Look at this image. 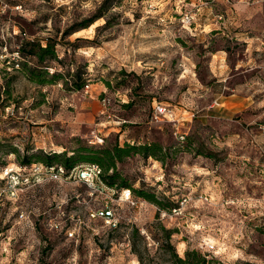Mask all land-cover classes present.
I'll use <instances>...</instances> for the list:
<instances>
[{
  "label": "rangeland",
  "instance_id": "1",
  "mask_svg": "<svg viewBox=\"0 0 264 264\" xmlns=\"http://www.w3.org/2000/svg\"><path fill=\"white\" fill-rule=\"evenodd\" d=\"M111 1L83 27L103 0H0V264H141L134 245L144 264H169L158 222L180 256L264 264V0ZM46 37L61 59L49 72L65 77L40 85L16 49ZM159 103L169 119L153 118ZM114 140L164 147V161L137 154L118 169L174 207L89 186L81 165L54 177L19 163Z\"/></svg>",
  "mask_w": 264,
  "mask_h": 264
},
{
  "label": "trees",
  "instance_id": "2",
  "mask_svg": "<svg viewBox=\"0 0 264 264\" xmlns=\"http://www.w3.org/2000/svg\"><path fill=\"white\" fill-rule=\"evenodd\" d=\"M110 5H112L111 0H103L99 7L100 11H98L93 18L85 21L82 24L83 27L93 22L95 18L103 16L104 11L108 10ZM56 44V40L51 37H46L44 42L34 38L21 40L18 42L16 49L19 58L17 61L19 68H17V70L21 71L24 77L31 82L40 85L54 83L60 79H64V74L56 69L49 72V69L53 67L54 62L61 61L56 50ZM72 77L75 80L72 88L76 90L81 89L84 82L78 80L80 79V76L74 72ZM67 82L68 80H65V83ZM15 151L16 150H13V152ZM137 154L144 158L154 157L159 161H164L166 153L164 147L158 142H124L123 144H120L118 140H114L113 142L105 143L100 146L79 144L76 148L71 150L70 154L67 150H62L60 152L38 150L37 152L31 153L26 150L22 156L19 155V163L21 165L39 163L45 167H62L66 173L71 172L77 166L82 164H97L102 169L101 180L106 186L117 190L127 188L130 192H134L135 195L155 203L160 208L170 210L175 205L173 202L164 204L154 192H150L143 187L133 188L128 179L119 171V163L124 159ZM157 225L160 231V236H155L156 243L158 244L159 249H163L167 253L169 264L212 263L208 254L195 248L186 249L184 255L180 256L176 252L171 240L174 230L172 228H166L160 222H158ZM114 226H116V223H114ZM134 232L138 233L139 231L137 228H134ZM133 250L137 254L140 263L144 264L143 256L141 252L136 249L135 245L133 246ZM244 264L253 263L245 261Z\"/></svg>",
  "mask_w": 264,
  "mask_h": 264
},
{
  "label": "built area",
  "instance_id": "3",
  "mask_svg": "<svg viewBox=\"0 0 264 264\" xmlns=\"http://www.w3.org/2000/svg\"><path fill=\"white\" fill-rule=\"evenodd\" d=\"M187 19L189 20V17H187ZM88 87H89L88 85H85L84 89L86 92L88 91ZM105 101H106V98L103 99V102ZM172 115H173V109L170 106L162 104V103L156 104L154 106L153 118L157 120H161L162 118L169 119ZM45 170H47L54 177H59V176L66 174L64 168L62 167L50 166V167H45ZM76 172H77L78 179L85 182L89 186H96V185L99 186L100 184H104L101 180L102 169L97 164L81 165L77 168ZM100 215L105 218H109L111 217V211L101 210ZM213 248H214L213 244H208L209 250Z\"/></svg>",
  "mask_w": 264,
  "mask_h": 264
},
{
  "label": "crops",
  "instance_id": "4",
  "mask_svg": "<svg viewBox=\"0 0 264 264\" xmlns=\"http://www.w3.org/2000/svg\"><path fill=\"white\" fill-rule=\"evenodd\" d=\"M247 17V16H246ZM240 17H238L237 19H239ZM253 17L252 16H250V18L247 20V21H249V20H251ZM260 19H264V16H262ZM236 69H239V66L238 67H236ZM252 70V66H248V67H245L244 68V70L243 71H245V72H247V71H251Z\"/></svg>",
  "mask_w": 264,
  "mask_h": 264
}]
</instances>
